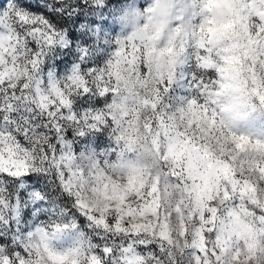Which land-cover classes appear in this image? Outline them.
<instances>
[{"label":"clouds","instance_id":"obj_1","mask_svg":"<svg viewBox=\"0 0 264 264\" xmlns=\"http://www.w3.org/2000/svg\"><path fill=\"white\" fill-rule=\"evenodd\" d=\"M0 264H264V0H0Z\"/></svg>","mask_w":264,"mask_h":264}]
</instances>
